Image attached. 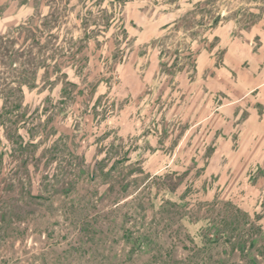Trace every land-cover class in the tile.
Listing matches in <instances>:
<instances>
[{
  "label": "rangeland",
  "instance_id": "rangeland-1",
  "mask_svg": "<svg viewBox=\"0 0 264 264\" xmlns=\"http://www.w3.org/2000/svg\"><path fill=\"white\" fill-rule=\"evenodd\" d=\"M215 203L264 234V0H0V264L230 261Z\"/></svg>",
  "mask_w": 264,
  "mask_h": 264
},
{
  "label": "trees",
  "instance_id": "trees-1",
  "mask_svg": "<svg viewBox=\"0 0 264 264\" xmlns=\"http://www.w3.org/2000/svg\"><path fill=\"white\" fill-rule=\"evenodd\" d=\"M125 188L123 191H125ZM39 199L38 197L30 196V199ZM120 201L117 202L118 205ZM75 202L71 205V208L74 209ZM80 204V201L79 203ZM220 209L216 212V222L213 221V228L210 229L212 235H208L210 238H207L206 245L209 252H212L213 249L223 250V256H226V262L219 261L218 263L210 261L211 264H264V234L262 233L260 227L256 225L255 222H251L248 216L239 210L235 209L231 204L228 203H215ZM167 208H173L177 211L179 216L182 215L180 209L166 202L162 207L160 213L163 215L169 216L170 211ZM171 215V214H170ZM140 219V217H138ZM88 227V230L94 229L89 223L85 225ZM122 240L124 245H129L133 250L139 252L140 254L144 253H153L150 259L153 262L149 264H184L180 263L178 260H175L173 255L170 253L166 255L157 254L162 250V248H157L159 245L155 246V242L151 240L147 235L139 233L133 236V233L127 230L126 224H122ZM93 236L95 233L91 232ZM182 249H185L183 247ZM192 255L190 258L196 259L198 254L201 253V250L193 247ZM216 254V253H215ZM218 254V253H217ZM260 259V260H259ZM232 261V263H231ZM197 264V263H195ZM205 264V263H202Z\"/></svg>",
  "mask_w": 264,
  "mask_h": 264
}]
</instances>
